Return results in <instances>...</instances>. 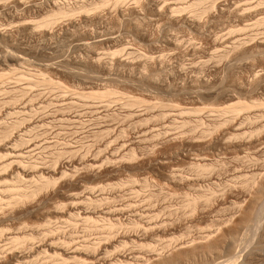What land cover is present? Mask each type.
<instances>
[{
  "label": "rangeland",
  "instance_id": "1",
  "mask_svg": "<svg viewBox=\"0 0 264 264\" xmlns=\"http://www.w3.org/2000/svg\"><path fill=\"white\" fill-rule=\"evenodd\" d=\"M95 1L0 0V264H264V0Z\"/></svg>",
  "mask_w": 264,
  "mask_h": 264
},
{
  "label": "bare ground",
  "instance_id": "2",
  "mask_svg": "<svg viewBox=\"0 0 264 264\" xmlns=\"http://www.w3.org/2000/svg\"><path fill=\"white\" fill-rule=\"evenodd\" d=\"M101 1H102V0H101ZM101 1H100L99 3H96V1H95V5H93V6H94V9L100 8V7L104 6V5H107V3H108V2H107L108 0H107V1L104 0V1H102V2H101ZM113 1H114V0H113ZM124 1H126V0H115L114 3H116V4H120V3H121V4H122V2H124ZM137 1H140V0H137ZM84 2H86V1H84ZM145 2H146V1H145ZM198 2H199V1H198ZM116 4H115V5H116ZM139 4H140V3H139ZM86 5H87V4H86ZM91 5H92V4H91ZM61 6H62V5H61ZM61 6H59L58 4H55V7L52 8V11L54 12V15H53V13H52V11H51V13H52V16H51V17H52V18L50 17L51 19L49 18V20H46V21H48L47 23L45 22L47 25H49V24H51L52 22H54V20H55V17H54V16L57 17V15H58V16H62V15H63V16L65 17L66 15L74 14L75 12L78 11L79 8L82 9L83 12H84V11H85V12L89 11V8L87 9V8L85 7V5H84V6H81L82 8H81L79 5H78L79 7H78V6H76V7H68V6H67L68 8H66V7L63 8L64 6H63V7H61ZM116 6H117V5H116ZM208 6H209V5H208ZM213 6H214V5H213ZM142 7H143V6H142ZM165 7H166V6H165ZM169 7H170V6H169ZM104 8H105V7H104ZM166 8L168 9V7H166ZM80 9H79V11H81ZM102 9H103V8H102ZM205 9H206V11H207V8H205ZM90 10H91V9H90ZM163 10H164V9H163ZM171 10H172V9H171ZM181 10H182V9H181ZM124 11H125V10H124ZM159 11H160V10H159ZM159 11H158V12H159ZM125 12H126V11H125ZM125 12H124V13H125ZM48 13H49V12H48ZM51 13H50V14H51ZM55 13H57V14H55ZM160 13H161V12H160ZM208 13H209V12H208ZM77 14H78V13H77ZM126 14H127V13H126ZM48 16H49V15H48ZM122 16H123V15H122ZM68 17H69V16H68ZM118 17H119V16H118ZM165 17H166V16H165ZM59 18H61V17H59ZM119 18H120V17H119ZM142 18H143V17H142ZM171 18H172V16H171ZM56 19H57V18H56ZM136 19H137V18H136ZM57 21H58V20H57ZM137 21H138V19H137ZM137 21H136V22H137ZM55 22H56V20H55ZM138 22H139V21H138ZM45 23H44V24H45ZM46 24H45V25H46ZM42 25H43V24H42ZM41 27H44V25L41 26ZM238 50H239V49H238ZM245 51H246V50H245ZM237 54H238V53H237ZM241 54H242V53H241ZM244 54H245V53H244ZM145 57H147V56H145ZM148 62H149V61H148ZM82 64H83V63H82ZM143 64H146V63H143ZM143 64H142V65H143ZM160 64H161V63H160ZM144 66H145V65H144ZM153 66H154V65H153ZM98 68H99V67H98ZM100 68H101V67H100ZM145 69H146V68H145ZM166 70H167V69H166ZM169 70H170V69H169ZM143 72H144V71H143ZM148 72H149V71H148ZM153 72H154V71H153ZM160 72H161V71H160ZM164 72H165V71H164ZM170 72H171V71H170ZM146 74H147V73H146ZM152 74H153V73H152ZM152 74H151V75H152ZM161 74H163V73H161ZM41 75H42V74H41ZM143 77H144V76H143ZM149 77H150V76H149ZM152 78H153V77H152ZM118 81H119V80H118ZM41 82H42V81H41ZM114 82H115V81H114ZM30 83H31V82H30ZM117 86H118V85H117ZM113 88H114V87H113ZM115 88H116V87H115ZM4 89H5V88H4ZM109 89H110V88H109ZM120 89H121V88H120ZM112 91H113V90H112ZM106 92H107V91H106ZM106 92H105V93H106ZM110 93H111V92H110ZM121 93H122V92H121ZM123 93H124V92H123ZM102 94H103V93H102ZM111 94H112V93H111ZM113 94H115V93H113ZM103 95H104V94H103ZM126 95H127V94H126ZM108 96H109V95H108ZM115 96H116V94H115ZM13 98H14V97H13ZM120 98H121V97H120ZM124 99H125V98H124ZM127 99H128V98H127ZM131 99H132V98H131ZM114 100H115V99H114ZM133 100H134V99H133ZM134 101H135V100H134ZM107 102H108V101H107ZM122 104H123V103H122ZM125 107H126V106H125ZM128 107H129V106H128ZM11 124H13V123H11ZM13 125H14V124H13ZM7 126H8V125H7ZM15 126H17V125H15ZM9 128H10V127H9ZM12 128H13V127H12ZM14 128H15V127H14ZM5 129H6V128H5ZM12 130H13V129H11L10 131H12ZM10 131H6L5 133L8 134L7 132H10ZM208 131H209V130H208ZM5 133H4V134H5ZM4 134H3V135H4ZM9 134H10V133H9ZM3 135H2V136H3ZM9 136H10V135H9ZM6 137H7V135H6ZM6 137H5V138H6ZM20 138H21V137H20ZM20 140H22V139H20ZM16 143H17V142H16ZM19 143H20V141H19ZM22 143H23V142H22ZM1 145H2V144H1ZM21 145H22V144H21ZM0 149H1L0 152L5 151V153L10 154V155L13 156L14 158H15V157H16V158H17V157H20V152H21V151L15 149V148H13V147L8 146V144H5L4 146L0 147ZM57 152H58V151H57ZM63 152H64V151H63ZM59 153H60V152H59ZM69 153H70V152H69ZM8 154H7V155H8ZM4 155H5V154H4ZM54 155H55V154H54ZM63 155H64V154H63ZM133 155H134V154H133ZM2 156H3V155H2ZM21 159H22V158H21ZM8 160H9V159H8ZM19 160H20V159H19ZM1 163H2V162H1ZM5 164H6V163H5ZM17 164H18V163H17ZM23 165H25V164H23ZM16 167L19 168V169H20L23 173H25V174H26L27 172H29V171H27L24 167H23L24 169H23L21 166H18V165H17ZM20 167H21V168H20ZM4 169H5V168H4ZM15 169H16V168H15ZM4 172H5V171H4ZM13 172H14V171H13ZM18 172H19V170H18ZM0 173H1V172H0ZM23 173H22V174H23ZM9 174H10V173H9ZM25 174H24V175H25ZM27 174H28V173H27ZM9 176H10V175H9ZM14 176H15V174H14ZM2 178H3V177H2ZM20 178H21V177H20ZM51 178H52V177H51ZM4 179H5V178H4ZM0 180H1V179H0ZM5 181H6V180H5ZM41 181H42V180H41ZM47 181H48V182H47ZM47 181L44 182V184L42 185L41 188H43V187L46 188L45 186H47V185L50 183V181H51V184L53 183L52 180H50V179H48ZM14 182H15V181H14ZM1 183H2V182H1ZM8 183H9V182H8ZM20 183H21V182H20ZM41 184H42V183H41ZM46 184H47V185H46ZM54 184H55V183H54ZM1 185H2V184H1ZM7 185H8V184H7ZM23 185H24V184H23ZM31 185H32V184H31ZM52 186H53V185H52ZM1 187H2V186H1ZM22 187H23V186H22ZM25 187H27V185H26ZM29 187H30V186H29ZM36 187H37V186H36ZM39 187H40V186H38L36 189L31 190V191L28 189L29 192H24V193H25V194H24V197H26L27 199H29L28 197H31V196H33V195L35 196L36 193L39 192V191L41 190V188H39ZM8 188H9V187H8ZM19 188H21V187H19ZM33 188H34V187H33ZM44 188H43V189H44ZM24 189H25V188H24ZM38 189H39V191H37ZM3 190H4V189H3ZM13 190H14V189H13ZM16 190H17V189H16ZM19 190H20V189H19ZM26 190H27V189H26ZM45 190H46V189H45ZM7 191H8V190H7ZM10 191H11V190H10ZM50 191H51V190H50ZM5 192H6V190H5ZM11 192H12V191H11ZM44 192H45V191H44ZM17 193H18V192H17ZM0 194H1V193H0ZM21 194H22V193H21ZM21 196H22V195H21ZM34 196H33V197H34ZM9 197H10V196H9ZM16 197H17V196H16ZM11 198H12V197H11ZM35 198H36V197H35ZM16 199H17V198H16ZM31 199H32V198H31ZM37 199H38V198H37ZM193 199H194V198H193ZM196 199H197V198H196ZM196 199H195V200H196ZM12 200H14V199H12ZM17 200H18V199H17ZM19 200H20V199H19ZM24 200H25V199H24ZM33 200H34V198H33ZM12 202H13V201H12ZM28 202H29V201H28ZM96 202H97V201H96ZM192 202H193V201H192ZM17 203L20 204L21 202H20V203L17 202ZM35 203H36V202H35ZM7 204H8V203H7ZM7 204H6V205H7ZM12 204H13V203H12ZM95 204H96V203H95ZM9 205H10V204H8V206H9ZM14 206H15V205H14ZM22 206H23V205H22ZM194 206H195V205H194ZM9 207H10V206H9ZM29 207H30V206H29ZM1 208H2V207H1ZM6 208H8V207H6ZM12 208H13V207H12ZM10 210H11V209H10ZM10 210H9V211H10ZM22 210H23V209H22ZM37 211H38V210H37ZM86 220H87V219H86ZM67 223H68V222H67ZM25 224H26V223H25ZM69 224H70V223H69ZM70 227H71V226H70ZM73 227H74V226H73ZM1 230H3V229H0V236H1V234H3ZM4 230H5V229H4ZM54 233H55V232H54ZM69 234H70V233H69ZM44 235H45V234H44ZM31 236H32V235H31ZM10 237H11V236H10ZM15 237H17V236H15ZM28 237H29V236H28ZM28 237H27V238H28ZM44 237H45V236H44ZM13 238H14V237H13ZM18 238H19V237H18ZM25 238H26V237H25ZM14 240H18V239H17V238H14ZM26 240H27V239H26ZM31 240H32V239H31ZM54 240H55V239H54ZM59 241H60V240H59ZM21 242H22V241H21ZM61 242H62V240H61ZM50 243H51V242H50ZM209 243H210V242H209ZM55 244H56V243H55ZM70 244H71V243H70ZM70 244H69V245H70ZM89 244H90V243H89ZM97 244H99V243H97ZM49 245H50V244H49ZM51 245H52V244H51ZM69 245H68V246H69ZM82 245H83V244H82ZM66 246H67V245H66ZM88 246H89V245H88ZM88 246H87V247H88ZM205 246H206V245H205ZM47 247H48V246H47ZM82 247H83V246H82ZM10 248H11V247H10ZM49 248H50V246H49ZM57 248H58V247H57ZM84 248H85V246L83 247V249H84ZM91 248H92V250H93V249L96 248V247L93 246V247H90V249H91ZM11 249H12V248H11ZM11 249H10V250H11ZM16 249H17V248H16ZM2 250H3V249H2ZM7 250H8V249H7ZM12 250H13V249H12ZM14 250H15V249H14ZM81 250H82V248H81ZM19 251H20V250H19ZM78 251H79V250H77V248H76V250H74V252H78ZM95 251H97V249H95ZM6 252H7V251H6ZM46 252H47V251H46ZM91 252H92V251H91ZM93 252H94V251H93ZM94 253H95V252H94ZM13 254H14V253H13ZM16 256H17V255H16ZM5 257H6V256H5ZM14 257H15V256H14ZM51 257H52V256H51ZM15 260H16V259H15ZM78 260H79V259H78ZM61 261H62V260H61ZM9 262H10V261H9ZM82 263H83V262H82ZM30 264H31V263H30Z\"/></svg>",
  "mask_w": 264,
  "mask_h": 264
}]
</instances>
